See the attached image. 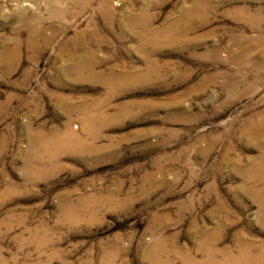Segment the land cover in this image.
Masks as SVG:
<instances>
[{
    "label": "rangeland",
    "instance_id": "obj_1",
    "mask_svg": "<svg viewBox=\"0 0 264 264\" xmlns=\"http://www.w3.org/2000/svg\"><path fill=\"white\" fill-rule=\"evenodd\" d=\"M261 258L264 0H0V264Z\"/></svg>",
    "mask_w": 264,
    "mask_h": 264
},
{
    "label": "bare ground",
    "instance_id": "obj_2",
    "mask_svg": "<svg viewBox=\"0 0 264 264\" xmlns=\"http://www.w3.org/2000/svg\"><path fill=\"white\" fill-rule=\"evenodd\" d=\"M68 136H69V135H68ZM243 251H244V250H242V252H243ZM244 252H246V251H244ZM245 254H246V253H245ZM249 255H250V254H249ZM250 256H251V255H250ZM245 257H248V256H245ZM250 258H252V257H250ZM250 258H249V259H250ZM254 258H255V257H254ZM254 258H253V259H254ZM258 258H259V257H258ZM244 259H245V258H244ZM261 259H262V258H261ZM246 260H248V258H247ZM254 260H255V259H254ZM262 260H263V259H262ZM251 261H252V260H251ZM258 261H259V260H258ZM258 261H256V262L258 263ZM263 261H264V260H263ZM252 262H253V261H252ZM248 263H249V262H248ZM259 263H260V262H259ZM249 264H250V263H249ZM252 264H253V263H252ZM260 264H261V263H260Z\"/></svg>",
    "mask_w": 264,
    "mask_h": 264
}]
</instances>
